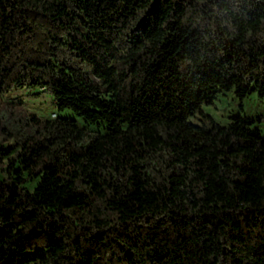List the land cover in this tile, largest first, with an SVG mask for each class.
I'll list each match as a JSON object with an SVG mask.
<instances>
[{"label":"trees","instance_id":"trees-1","mask_svg":"<svg viewBox=\"0 0 264 264\" xmlns=\"http://www.w3.org/2000/svg\"><path fill=\"white\" fill-rule=\"evenodd\" d=\"M232 90L264 99V0H0V264H264V119L202 110Z\"/></svg>","mask_w":264,"mask_h":264},{"label":"rangeland","instance_id":"rangeland-1","mask_svg":"<svg viewBox=\"0 0 264 264\" xmlns=\"http://www.w3.org/2000/svg\"><path fill=\"white\" fill-rule=\"evenodd\" d=\"M6 99L22 100L24 102V109L26 112H32L43 118H50L52 120L58 117H69L76 119L80 125L86 126V124L74 114L69 111L60 112L54 104L53 98L47 94H39L38 91L18 90L5 96ZM203 112L206 115L211 116L218 124L222 126L228 125L230 117L232 115H241L243 117H249L252 119L263 118L264 119V99L260 98L257 93H254L247 98L240 100L236 97L234 90L221 93L213 105L203 106ZM193 124L199 125L201 122V116L196 115L189 120ZM260 129L264 136V120L260 124L255 125ZM95 130L96 127H90ZM102 132H104L102 130ZM14 144V140L4 141L3 136L0 134V179L7 178L4 170L6 168L7 161L5 157H2L1 150H6ZM35 182H30L27 185L29 190H33Z\"/></svg>","mask_w":264,"mask_h":264}]
</instances>
